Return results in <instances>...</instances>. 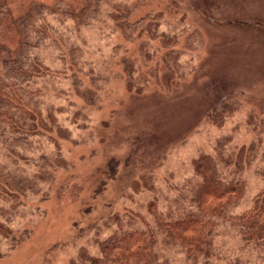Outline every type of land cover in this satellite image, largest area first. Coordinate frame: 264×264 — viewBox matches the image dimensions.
Instances as JSON below:
<instances>
[{"label": "rangeland", "instance_id": "rangeland-1", "mask_svg": "<svg viewBox=\"0 0 264 264\" xmlns=\"http://www.w3.org/2000/svg\"><path fill=\"white\" fill-rule=\"evenodd\" d=\"M145 2L108 0L99 25L76 31L70 17H45L55 37L52 46L38 51L46 70L38 85L43 90L39 106L47 138L61 152L59 160L63 157V174L45 188L33 186L36 196L30 194L28 201L32 218L20 229L33 228L34 234L13 250L0 238V250L8 254L0 264H92L100 242L95 231L76 241L70 238L72 213L87 197H93L92 208L98 209L93 219L107 205L138 214L157 199L176 208H198L195 185L204 178L196 160L203 155L237 158L246 182L245 202L261 189L256 165L261 162L264 168V0ZM170 4L179 8L178 16ZM122 11L135 12L133 21L142 22L136 26V42L125 40L116 28L113 14ZM148 11L154 12L148 16ZM78 62L83 73L116 74L112 81L106 78L109 86L102 96L110 98L103 97L100 114L85 109L77 97L80 91L65 79L80 72ZM130 93L136 96L127 97ZM227 95L245 103L211 122L215 103ZM113 111L119 114L115 120ZM103 116L112 121L99 128ZM138 133L143 140L129 144ZM116 156L124 164L114 175L100 178ZM2 159L0 172L17 175L19 170ZM130 175L134 181H128ZM99 179L107 185L101 194L95 187L91 196L90 182L95 185ZM42 206L45 211L39 210ZM229 240L221 231L216 243ZM159 241L154 263L178 264L175 249L165 245L168 238Z\"/></svg>", "mask_w": 264, "mask_h": 264}, {"label": "trees", "instance_id": "trees-1", "mask_svg": "<svg viewBox=\"0 0 264 264\" xmlns=\"http://www.w3.org/2000/svg\"><path fill=\"white\" fill-rule=\"evenodd\" d=\"M107 1L0 0V158L19 170L17 175H12L14 177L0 172V238L8 241L11 250L34 234L33 228L20 229L31 217L29 209L32 206L28 201L30 194L36 196L33 186L45 188L52 181L60 180L63 174L60 173L64 167L63 157L59 160L61 152L53 149L54 141L47 138L49 131L43 125L45 119L39 106V94L43 90L38 85L46 70L40 66L38 51L52 46L55 37L54 29L45 22V17L67 16L75 20L70 27L74 31L77 27L89 29L100 24ZM137 1L138 6L147 4L145 0ZM168 9L163 11L168 12ZM169 10L179 15V8L173 4ZM153 12L148 11V16ZM132 13L135 12L122 11L121 14H113L112 19L125 40L136 42L139 38L136 26L142 22L135 23ZM76 68L80 72L68 74L65 79L80 91L77 97L84 108L100 114L104 98H110V94L102 96L109 86L106 78L112 81L116 74L112 70L110 74L102 75L83 73L79 62ZM127 95L136 96L132 93ZM218 99L211 122L235 113L244 102L241 97L232 95ZM118 116L116 111L111 113L112 120ZM99 120V128L102 125L108 127L112 121L104 120V116ZM141 140L142 135L138 133L128 143L138 145ZM117 159L116 156L109 161L100 178L117 173L124 164L123 160L120 163ZM237 163L233 155H203L196 160L197 172L204 178V182L195 185L194 197L197 196L198 208H176L157 199L138 214L125 213L107 205L101 207V212L93 219L98 209L92 208L93 197H87L72 213L70 238L75 240L95 231L94 236H99L100 242L98 255L92 264H155L158 240L164 243V238H168L170 243L165 245L175 249L177 259L180 258L178 264H264V168L261 162L257 163L256 171L261 175L262 187L253 200L245 202L246 182ZM132 177L130 175L128 181H134ZM98 181V186L90 182L91 196L96 191L95 187L101 194L107 185L105 179ZM24 183L28 187H24ZM43 199L45 201L46 197ZM44 206L39 210L45 211ZM83 224L88 226L82 227ZM72 230L79 231V235ZM221 231L230 240L218 245L216 238ZM236 240V245L231 243ZM6 257L8 254L0 250V259Z\"/></svg>", "mask_w": 264, "mask_h": 264}]
</instances>
